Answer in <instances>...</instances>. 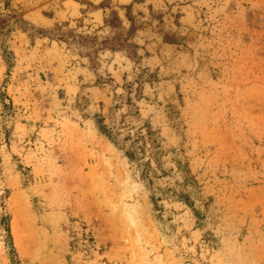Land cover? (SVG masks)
I'll return each instance as SVG.
<instances>
[{
  "label": "rangeland",
  "instance_id": "374dc122",
  "mask_svg": "<svg viewBox=\"0 0 264 264\" xmlns=\"http://www.w3.org/2000/svg\"><path fill=\"white\" fill-rule=\"evenodd\" d=\"M0 264H264V0H0Z\"/></svg>",
  "mask_w": 264,
  "mask_h": 264
},
{
  "label": "trees",
  "instance_id": "16d2710c",
  "mask_svg": "<svg viewBox=\"0 0 264 264\" xmlns=\"http://www.w3.org/2000/svg\"><path fill=\"white\" fill-rule=\"evenodd\" d=\"M16 21H17V20H16ZM16 21H15V22H16ZM9 53H10V52H8V54H9ZM7 230H8V232L10 233V229H9V228H7Z\"/></svg>",
  "mask_w": 264,
  "mask_h": 264
}]
</instances>
